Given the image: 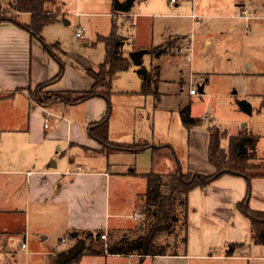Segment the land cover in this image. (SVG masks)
I'll use <instances>...</instances> for the list:
<instances>
[{
	"label": "crops",
	"instance_id": "crops-1",
	"mask_svg": "<svg viewBox=\"0 0 264 264\" xmlns=\"http://www.w3.org/2000/svg\"><path fill=\"white\" fill-rule=\"evenodd\" d=\"M12 1L0 2V9L9 8ZM236 5L242 6L239 3ZM24 15L29 18L27 14L19 15V24L29 22L30 18L26 22L20 21ZM124 16L130 19L128 15ZM167 38L180 44L187 43L179 36H167L162 43ZM154 47L158 46L142 47L134 41L125 42L123 55L129 59L130 53L144 52V56ZM129 62L131 65L126 71L133 68L136 74V68L141 64L136 67L130 59ZM59 63H62L60 58L49 54L39 40L32 38L17 24H0V253L7 252L11 258L15 257L6 249L7 242L11 237H21L26 242L27 229L32 220L38 223L37 230H41L42 241L51 246L42 253L45 256L42 264H54L57 253L74 246L76 239L72 238L73 233L85 240L90 234H106L107 240L109 232L133 230L141 218L136 208L137 198L146 191L143 175L167 174L177 170L208 175L213 170L206 161L208 127L205 130L201 125L189 130L184 127L187 144L193 149L185 164L180 165L174 137L164 141L152 138L149 141L136 133L139 120L137 103L124 104L119 108L117 135L111 132L109 126L110 107L108 139L116 144L147 143L148 148L139 153L102 151L88 134V127L106 115L107 104L102 98L68 105L60 101L39 104L30 96L35 87L57 76ZM155 68L160 76V64L151 70ZM97 69L83 66V71L75 72L64 67L62 78L52 82V88L57 92L88 91L93 82L86 76L85 70ZM61 80L65 81L63 87L59 86ZM139 82V91L132 94L147 96L140 92V79ZM156 90V98L148 95L158 103L161 97L157 87ZM111 92L110 106L114 94H129L128 91H112V84ZM126 132L132 133L131 142L118 136ZM162 146H169L172 154ZM247 195L252 210L264 211V178L247 182L242 177L224 175L205 189L192 191L188 196L186 249L176 256L141 260L136 255L88 256L84 250L78 259L82 256L127 258L135 264L146 261L150 264H202L246 258L264 261V247L249 241L248 223L235 211V205ZM137 215L139 217L134 219ZM30 242L29 245H21L24 258L29 255L27 249ZM87 244L86 240V247ZM33 245L39 247L38 242H33ZM228 247L231 249L226 251ZM78 259L67 264H74Z\"/></svg>",
	"mask_w": 264,
	"mask_h": 264
},
{
	"label": "rangeland",
	"instance_id": "rangeland-1",
	"mask_svg": "<svg viewBox=\"0 0 264 264\" xmlns=\"http://www.w3.org/2000/svg\"><path fill=\"white\" fill-rule=\"evenodd\" d=\"M11 1L0 0L3 3ZM126 1L58 0L56 6L63 4L59 20L40 32L51 53L60 58L65 68L75 72L83 71V66L98 67L104 62L101 37L111 33L142 47L158 46L148 50L149 54L143 56L141 66L151 71L156 64H160V76L157 75L156 83L160 102H154L149 95L132 94L140 89L133 68L120 74L112 83V91H128L129 94L116 93L111 97V132L117 135L119 108L124 104L137 103L139 120L136 133L139 137L149 141L152 138L164 141L174 137L177 140L176 158L180 165H184L193 148L187 144L186 130L178 111L180 106L190 104L192 117H200L202 121V130L215 127L220 132L225 131L227 138L243 131L256 138L258 161L255 163L261 165V161L264 162V0H174L173 3L170 0H132V7L127 13H115L114 5ZM238 3L243 7L237 6ZM5 8L0 11L7 12L6 16H15L10 7ZM242 9L255 18L248 20L241 16ZM27 19L25 15L20 17L21 22ZM77 29L83 30L84 40L75 37ZM167 36H179L189 42V46L171 38L162 43ZM63 82L61 80L60 87H63ZM192 86L195 89L203 87V93L188 96ZM30 96L36 100L43 97V102L50 104L59 101L57 97L61 95L50 82H46L30 91ZM239 101L250 105L251 114L239 108ZM118 136L131 142L133 135L126 132ZM227 138L220 142L225 151L228 149ZM141 146L132 144L131 149ZM107 151L127 150L109 146ZM260 170L263 171L264 166ZM37 226L38 223L30 221L26 242L21 237L9 238L6 249L15 257L2 252L0 264L43 263L45 256L42 253L51 246L42 241L41 230H37ZM176 232L180 239L183 232L178 229ZM28 241L32 243L27 249L29 255L24 258L21 245H29ZM33 242H38L39 247ZM230 249L228 247L226 251ZM74 264L135 263L127 258L82 256ZM144 264L150 263L146 261ZM202 264H264V261L246 258Z\"/></svg>",
	"mask_w": 264,
	"mask_h": 264
},
{
	"label": "trees",
	"instance_id": "trees-1",
	"mask_svg": "<svg viewBox=\"0 0 264 264\" xmlns=\"http://www.w3.org/2000/svg\"><path fill=\"white\" fill-rule=\"evenodd\" d=\"M58 0H13L9 7L15 16H6L7 12L0 11V24L12 22L26 31L32 38L41 42L44 49L53 55L45 45L40 32L48 25L59 20L62 6H56ZM21 14L29 15L27 24H19L17 18ZM104 44L105 59L98 66L97 71L85 70L93 84L85 92H59L57 99L68 105H76L92 98H102L107 104V112L103 119L88 127V134L103 149L109 146L120 150L139 153L148 148L149 144L142 143L141 147L131 149V145L112 143L108 139V118L110 114L111 84L118 75L130 67V62L123 55L125 41L115 33L101 37ZM54 57V56H52ZM57 76L49 81L55 82L62 78L64 65L59 63ZM157 70L148 71L143 66L136 68V74L141 81V93L157 97L156 83ZM48 83V82H47ZM104 89V90H102ZM43 99V97H42ZM38 99L39 104L43 100ZM182 125L191 129L202 124L201 119L193 118L190 114V105L182 106L179 111ZM208 150L206 161L212 167L213 173L209 175L191 172L175 171L167 174L148 173L143 175L146 180V191L137 198L136 208L141 216L137 226L127 232H109L107 240L99 238L100 233L86 236L88 241L84 251L88 256L108 255H136L141 260L158 256H176L185 252L187 244V217L189 213L188 196L195 189H205L214 181L224 175L242 177L247 182L252 179L264 178V166L255 163L258 161L256 152L257 139L247 132H239L236 136H229L218 128H207ZM228 139V149L220 147L222 139ZM139 144H133L136 146ZM254 147V148H253ZM169 154L172 149L162 146ZM153 149H157L153 147ZM248 195L235 205V211L248 223L249 241L256 246L264 247V211L252 210L248 205ZM176 229L183 232L178 239ZM78 257L74 260V262Z\"/></svg>",
	"mask_w": 264,
	"mask_h": 264
},
{
	"label": "water",
	"instance_id": "water-1",
	"mask_svg": "<svg viewBox=\"0 0 264 264\" xmlns=\"http://www.w3.org/2000/svg\"><path fill=\"white\" fill-rule=\"evenodd\" d=\"M132 5V0H127L124 3H116L114 5V9L120 13H127ZM144 52H134L129 54V59L131 63L138 67L141 64V58ZM203 90L200 86L198 88V93L202 94ZM239 108L246 114H251V107L246 101L238 102ZM254 148V147H253ZM180 171V170H179ZM72 238L76 239V244L72 246L67 251H61L56 254L54 264H67L74 259H76L86 248V240L84 238L78 237L75 233H73Z\"/></svg>",
	"mask_w": 264,
	"mask_h": 264
},
{
	"label": "built area",
	"instance_id": "built-area-1",
	"mask_svg": "<svg viewBox=\"0 0 264 264\" xmlns=\"http://www.w3.org/2000/svg\"><path fill=\"white\" fill-rule=\"evenodd\" d=\"M171 3L174 2V0H170ZM240 15L241 16H244L246 19L250 20L251 18H255L252 14H250L246 9H242L240 11ZM83 36H84V32L82 29H77L76 33H75V37L77 39H80L82 40L83 39ZM188 94L190 96H196L198 94V89H195V88H191L188 92ZM139 216H135L134 219H137ZM99 238L101 240H106V234H100Z\"/></svg>",
	"mask_w": 264,
	"mask_h": 264
}]
</instances>
